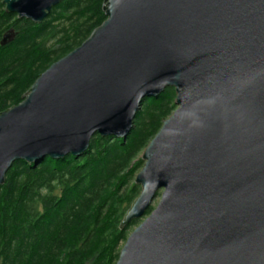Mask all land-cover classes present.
<instances>
[{"label": "water", "instance_id": "95a60500", "mask_svg": "<svg viewBox=\"0 0 264 264\" xmlns=\"http://www.w3.org/2000/svg\"><path fill=\"white\" fill-rule=\"evenodd\" d=\"M64 1L2 4L40 25ZM102 11L0 113V187L14 162L124 138L143 101L173 89L176 109L142 152L140 194L120 228L144 220L116 264H264V0H103Z\"/></svg>", "mask_w": 264, "mask_h": 264}, {"label": "trees", "instance_id": "16d2710c", "mask_svg": "<svg viewBox=\"0 0 264 264\" xmlns=\"http://www.w3.org/2000/svg\"><path fill=\"white\" fill-rule=\"evenodd\" d=\"M2 2L0 113L20 104L43 72L106 19L103 0H65L40 25L7 14ZM5 34L14 38L1 46ZM174 101L173 89L145 99L127 136L95 135L79 157L14 162L0 187V264H116L137 222L120 228L140 194V155Z\"/></svg>", "mask_w": 264, "mask_h": 264}, {"label": "rangeland", "instance_id": "374dc122", "mask_svg": "<svg viewBox=\"0 0 264 264\" xmlns=\"http://www.w3.org/2000/svg\"><path fill=\"white\" fill-rule=\"evenodd\" d=\"M167 119H168V118H167ZM141 156H142V154L140 155V159H141ZM137 174H138V173H137ZM158 201H159V198H156V199L152 202V205H151V208H152V209L156 207ZM143 220H144V217L141 218V219H139V220H136L137 222H136V224H135L134 226L131 227L129 235L133 232V230H134L139 224L142 223ZM124 243H125V242H124ZM124 243L122 244V246L124 245Z\"/></svg>", "mask_w": 264, "mask_h": 264}, {"label": "bare ground", "instance_id": "6f19581e", "mask_svg": "<svg viewBox=\"0 0 264 264\" xmlns=\"http://www.w3.org/2000/svg\"><path fill=\"white\" fill-rule=\"evenodd\" d=\"M52 11V10H51Z\"/></svg>", "mask_w": 264, "mask_h": 264}, {"label": "flooded vegetation", "instance_id": "af4514ba", "mask_svg": "<svg viewBox=\"0 0 264 264\" xmlns=\"http://www.w3.org/2000/svg\"><path fill=\"white\" fill-rule=\"evenodd\" d=\"M12 16V15H11Z\"/></svg>", "mask_w": 264, "mask_h": 264}]
</instances>
